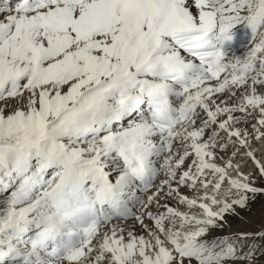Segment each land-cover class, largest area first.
Here are the masks:
<instances>
[{
  "label": "snow or ice",
  "instance_id": "6c2138e0",
  "mask_svg": "<svg viewBox=\"0 0 264 264\" xmlns=\"http://www.w3.org/2000/svg\"><path fill=\"white\" fill-rule=\"evenodd\" d=\"M0 102V264H252L264 0H0Z\"/></svg>",
  "mask_w": 264,
  "mask_h": 264
},
{
  "label": "bare ground",
  "instance_id": "6f19581e",
  "mask_svg": "<svg viewBox=\"0 0 264 264\" xmlns=\"http://www.w3.org/2000/svg\"><path fill=\"white\" fill-rule=\"evenodd\" d=\"M249 40H250V32L247 29H245L243 26L235 27L233 29V41L230 44H227L224 49L226 58L228 59L237 58L243 60L248 51ZM2 104L3 102H0V105ZM262 197L264 198V196ZM259 206L260 207L257 208L258 213L252 217L251 223L244 224V226L238 228L237 225L234 226L233 224L235 222L241 224L239 219L237 217L236 218L228 217V219L223 223L222 227L216 229H210L209 234L206 235L203 239L207 240L208 242H212L214 240H218L219 238L225 236H231L233 232H238V231L248 232V233H258L261 227V223L262 221H264V201L261 202ZM128 227L132 228V230L136 232L138 235L143 234L138 224L132 225L131 223H129ZM262 241H264V239H262ZM263 247H264V243L262 245V248ZM261 262H262L261 264H264V256L262 257Z\"/></svg>",
  "mask_w": 264,
  "mask_h": 264
},
{
  "label": "rangeland",
  "instance_id": "374dc122",
  "mask_svg": "<svg viewBox=\"0 0 264 264\" xmlns=\"http://www.w3.org/2000/svg\"><path fill=\"white\" fill-rule=\"evenodd\" d=\"M263 201H264V198L262 196H257L255 199H253L250 202V207L245 209L241 214L245 218L246 222L242 223L241 219L239 217H237L239 219V221L241 222V224H238V222L237 223L235 222L233 225L234 226L237 225L238 228H240L241 226H244V224L251 223L252 217L258 213L257 208L260 207L259 205ZM263 243H264V241H262V239L260 241V238L255 237L253 240L246 242L245 245L243 246L244 251H247L249 247H252L254 249L252 264H261L262 263L261 259L264 256V247L262 248ZM227 264H244V262L229 261V262H227Z\"/></svg>",
  "mask_w": 264,
  "mask_h": 264
}]
</instances>
